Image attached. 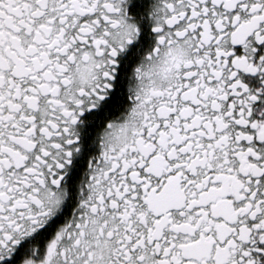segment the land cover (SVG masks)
Listing matches in <instances>:
<instances>
[{
  "label": "snow or ice",
  "instance_id": "6c2138e0",
  "mask_svg": "<svg viewBox=\"0 0 264 264\" xmlns=\"http://www.w3.org/2000/svg\"><path fill=\"white\" fill-rule=\"evenodd\" d=\"M0 264H264V0H0Z\"/></svg>",
  "mask_w": 264,
  "mask_h": 264
}]
</instances>
